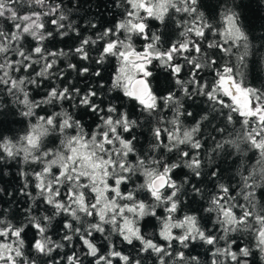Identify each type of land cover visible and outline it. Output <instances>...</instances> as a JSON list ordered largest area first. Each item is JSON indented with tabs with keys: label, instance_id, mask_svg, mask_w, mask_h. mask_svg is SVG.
I'll use <instances>...</instances> for the list:
<instances>
[{
	"label": "snow or ice",
	"instance_id": "obj_1",
	"mask_svg": "<svg viewBox=\"0 0 264 264\" xmlns=\"http://www.w3.org/2000/svg\"><path fill=\"white\" fill-rule=\"evenodd\" d=\"M246 8L0 0V264H264Z\"/></svg>",
	"mask_w": 264,
	"mask_h": 264
},
{
	"label": "trees",
	"instance_id": "obj_2",
	"mask_svg": "<svg viewBox=\"0 0 264 264\" xmlns=\"http://www.w3.org/2000/svg\"><path fill=\"white\" fill-rule=\"evenodd\" d=\"M247 5L246 15L252 24H259L264 19V11H260L256 8V5L251 0H245Z\"/></svg>",
	"mask_w": 264,
	"mask_h": 264
}]
</instances>
